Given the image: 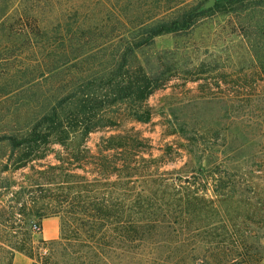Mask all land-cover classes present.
I'll use <instances>...</instances> for the list:
<instances>
[{"label": "trees", "instance_id": "1", "mask_svg": "<svg viewBox=\"0 0 264 264\" xmlns=\"http://www.w3.org/2000/svg\"><path fill=\"white\" fill-rule=\"evenodd\" d=\"M263 1L216 0L213 7L227 11L229 6V12L237 13L249 5H263ZM160 6L163 9L159 12H143L131 19L121 12L118 0H0V71H4L0 75V98L11 100L41 80L86 64L77 81L72 82L69 76L53 100L35 112H28V102L22 109L21 103L15 106L10 112L15 127L9 134L0 135V141L7 140L11 153H18L15 168L44 157L50 143L66 149L71 146L72 161L78 167H89L83 175L68 174L64 179L43 175L28 184L29 194L20 210L25 244L10 246L9 264L14 250L29 257L32 264H113L112 259L118 264H181L172 258L190 243L197 248L196 234H211L217 225L225 231L233 229L237 223L231 220L233 217L228 218L233 207L261 210L264 206V197L247 194V189H255L251 186L258 184L247 178L240 181L232 173L255 158L253 170H263L264 158L259 159L257 151L246 161L219 156L214 149L216 130L188 126L176 117L170 125L173 133L184 139L180 149L190 159L179 167L167 168L168 161L180 155L179 147L168 144L158 148L161 154L154 156L152 143L139 129L120 126L113 120L126 116L147 123L151 119L146 100L165 86L170 68L164 70L161 65L158 72L149 74L139 62V50L161 34L188 32L211 10L194 0H164ZM162 12L175 14L166 18ZM242 16L247 20L237 35L254 50L264 42V26L259 27L258 20L253 23L250 13ZM257 32L263 39L256 36ZM256 56L264 70V52L261 58ZM194 65L196 72L206 71L204 61ZM200 79L206 78L188 81ZM235 118L253 121L248 126L253 134L246 129L241 132L251 146L264 137V119L260 116L242 112ZM106 129L114 132L104 136L92 151L86 145L89 135ZM34 188L38 197L32 195ZM221 210L225 216L219 220ZM61 213L59 237L41 240L48 252L35 255L33 238L40 232L42 220ZM32 223L36 229H32ZM187 233L193 239L186 237ZM239 241L240 246L245 242L242 238ZM206 243L208 249L216 243L220 246L214 240ZM116 245L120 250L112 254L114 251L107 247ZM229 247L222 251L226 263L230 251H238L237 245ZM147 252L151 256L143 258Z\"/></svg>", "mask_w": 264, "mask_h": 264}, {"label": "rangeland", "instance_id": "2", "mask_svg": "<svg viewBox=\"0 0 264 264\" xmlns=\"http://www.w3.org/2000/svg\"><path fill=\"white\" fill-rule=\"evenodd\" d=\"M118 1L121 12L133 19L137 18L135 17L137 14L143 12H159L163 9L160 5L164 0ZM194 1L202 2L204 7L209 0ZM215 3L216 0L211 6L204 7L211 10L205 17L197 20L188 32L161 34L156 36L150 45L139 50V62L149 74L158 72L161 65L164 66L162 67L164 70L166 66L170 68L168 72L170 79L165 83V86L155 90L146 100L147 105L151 108V119L147 123H139L126 116L113 119L118 125L126 128L135 126L144 136L148 137L154 147L152 150L154 156L161 154L158 148H164L168 144L176 146L177 149L179 147L180 155L174 157L173 161H168L167 168L179 167L190 159L189 155L180 149L182 148L180 146L185 144L184 139L178 133H173V127L170 125L176 117L179 122L183 121L188 126L197 125L216 130L218 138L215 141L214 149L219 156H237L241 161H246L249 159L247 156L251 155L253 151H257L258 158H264V137L254 140L253 146H251L248 137L246 139L241 133L246 129L249 135L253 134V128L249 129L248 127L253 121L244 119L243 121L248 122L246 124L235 118L236 114L247 112L251 116L258 115L264 119V70L256 60V55L261 58V54L264 52V42L260 41L257 46H254L253 48L256 50L254 52L244 41V38L237 35L239 28L244 25L243 22L247 20V17L242 15L250 13L251 17L254 16L253 23L258 20V26H264L262 19L264 1L263 5L255 7L249 5L237 12L240 14L229 12V6H227V11L214 9ZM160 14L170 18L175 13L162 12ZM237 15H239L238 18L235 17ZM256 36L259 37L260 32H257ZM259 38L263 39V35ZM201 61H204L203 67L206 71L196 72L193 68L194 63ZM85 67L86 64L80 63L70 73L61 72L52 78L41 80L34 88L19 92L11 100L0 98V135L9 134L15 127L10 116V112L15 106L21 103L20 109H22L28 102L31 106L27 108L28 112H35L36 108L44 105L48 100H53L62 86L66 84L69 76L72 82L77 81L79 72ZM196 68L198 67L196 66ZM3 72L0 71V75ZM198 77L206 79L204 81L201 79L188 81V78ZM26 105L28 106V104ZM114 110L112 107L111 111ZM171 112L174 113V116ZM113 132L114 129L93 132L89 135L86 145L95 151L101 139ZM71 148L68 146L66 149L59 143H50L44 149L46 154L44 157L32 160L23 167L15 168L13 163L18 153H11L6 139L0 141V264H9L12 256L10 246L20 247L25 244L26 231L20 210L29 194L28 184L41 180L43 175L50 179H64L68 174L83 175L85 170H88L89 167H78L79 165L72 161L70 158ZM59 160L64 162L61 163ZM255 160L256 158L249 160L248 163L245 162L247 165L243 167H236L232 173L240 181L247 178L254 184L257 183L258 185L251 186L255 189H247V194H256V197L262 198L264 197V185L261 184L264 169L253 170L256 167ZM5 164H7L6 169H4ZM35 189H33L32 195L38 197L39 192ZM254 190H256L255 193H253ZM52 192L59 193V191ZM208 193L211 194V190ZM256 199L258 200V198ZM52 203L56 204L55 201ZM12 212L14 217H11ZM222 215L224 214L221 210L219 220L222 219ZM61 216L62 213L42 220L40 232L34 234L33 238L32 245L35 255H38L39 252H48L47 245L41 240L48 242L59 237L63 222ZM231 217H233L231 220L237 223L232 225V230L225 231L222 226L217 225L218 228L211 234H196L193 237L192 234L187 233L186 237L197 240L198 247L193 249L190 243L193 240H191L188 242L190 244L186 250L174 254L172 260L180 261L181 264H213L211 262L217 263L221 258L220 264H264V206L261 210H254V208L242 210L233 207L228 218ZM33 226L35 224L32 223V229ZM241 238L245 242L240 246ZM207 240L219 242L220 246L218 247L216 243L208 249L205 247ZM220 242H224V244ZM230 245H237L238 251H230L232 254L228 257L229 263H226L222 251L226 250V246L230 248ZM107 249L114 251L112 254H116L120 250L117 245L112 248L108 246ZM15 254L32 262L29 257L17 250L13 252L14 258ZM142 256L143 258L150 257L151 253L147 252ZM250 256L251 262L249 261ZM130 260L132 261V259ZM13 261L11 264H14ZM112 263L118 264V260L113 261L112 259Z\"/></svg>", "mask_w": 264, "mask_h": 264}, {"label": "crops", "instance_id": "3", "mask_svg": "<svg viewBox=\"0 0 264 264\" xmlns=\"http://www.w3.org/2000/svg\"><path fill=\"white\" fill-rule=\"evenodd\" d=\"M17 257V260H16ZM14 264H32V262H28L27 260L23 259L21 256L15 254V258L13 257ZM31 260V259H30Z\"/></svg>", "mask_w": 264, "mask_h": 264}, {"label": "water", "instance_id": "4", "mask_svg": "<svg viewBox=\"0 0 264 264\" xmlns=\"http://www.w3.org/2000/svg\"><path fill=\"white\" fill-rule=\"evenodd\" d=\"M214 3V0H209L208 2L205 3L204 7L211 6Z\"/></svg>", "mask_w": 264, "mask_h": 264}, {"label": "built area", "instance_id": "5", "mask_svg": "<svg viewBox=\"0 0 264 264\" xmlns=\"http://www.w3.org/2000/svg\"><path fill=\"white\" fill-rule=\"evenodd\" d=\"M33 229H36V226H33Z\"/></svg>", "mask_w": 264, "mask_h": 264}]
</instances>
